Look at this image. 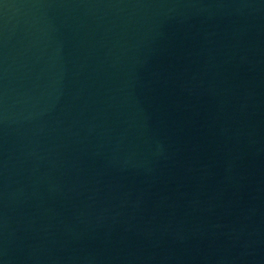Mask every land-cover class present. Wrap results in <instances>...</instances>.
<instances>
[{"label":"water","instance_id":"water-1","mask_svg":"<svg viewBox=\"0 0 264 264\" xmlns=\"http://www.w3.org/2000/svg\"><path fill=\"white\" fill-rule=\"evenodd\" d=\"M0 264H264V0H0Z\"/></svg>","mask_w":264,"mask_h":264}]
</instances>
